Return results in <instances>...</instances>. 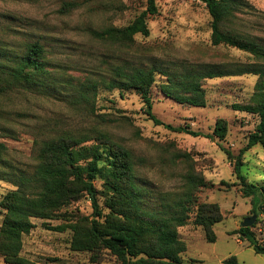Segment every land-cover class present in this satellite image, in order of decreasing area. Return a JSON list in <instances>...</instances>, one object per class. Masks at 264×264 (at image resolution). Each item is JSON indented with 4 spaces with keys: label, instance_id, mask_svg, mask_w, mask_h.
Masks as SVG:
<instances>
[{
    "label": "rangeland",
    "instance_id": "374dc122",
    "mask_svg": "<svg viewBox=\"0 0 264 264\" xmlns=\"http://www.w3.org/2000/svg\"><path fill=\"white\" fill-rule=\"evenodd\" d=\"M68 1L83 2L0 0V62L14 65L26 45L37 41L45 49L47 72L32 76L34 84L0 96V141L7 146L3 157L10 165L0 167L8 175L0 178V201L18 188L20 178L33 174L41 140L83 133L90 136L91 144L102 133L107 139L101 138L103 146L114 143L131 154L137 183L144 188L150 210H172L174 199L185 191L183 174L188 171L209 182L207 187L192 190L188 223L177 229L186 246L181 254L184 264H221L229 255H235L239 264H264V257L238 232L243 220L255 214L250 230L264 243V189L259 195H244L233 160L218 146L235 157L255 130L259 116L233 106L255 102L258 76L201 78L204 106L177 103L160 91L164 83L180 84L209 70L234 71L258 62L243 50L211 44V18L201 0H155L157 13L147 17L149 35L136 34L129 45L96 39L90 30L126 26L145 10L146 0H91L61 12ZM239 2L234 28L264 47V0ZM115 69L154 70L152 112L163 124L188 125L208 135L222 118L228 126L225 138L192 136L154 124L138 90L111 87ZM241 157L240 173L249 183L264 188V148L256 144ZM94 185L106 213L101 180L96 179ZM200 202L217 203L223 215L213 225L214 242H208L202 228L192 223ZM3 218L0 207V226ZM93 219L97 217L86 195L61 207L50 219L30 218L34 226L22 235L20 254L40 264H118L105 249L71 248L70 226L88 227ZM0 264H7L1 256Z\"/></svg>",
    "mask_w": 264,
    "mask_h": 264
},
{
    "label": "trees",
    "instance_id": "16d2710c",
    "mask_svg": "<svg viewBox=\"0 0 264 264\" xmlns=\"http://www.w3.org/2000/svg\"><path fill=\"white\" fill-rule=\"evenodd\" d=\"M68 1L60 8L61 12L70 11L85 2ZM210 15V41L214 46L227 45L249 53L258 64L238 66L234 71L221 72L209 70L187 77L183 83H164L160 85L161 93L180 104L204 106V90L201 78H213L243 73L256 74V97L254 103L234 104L233 109L246 111L259 116L255 130L248 135L246 144L233 157L231 152L218 144L226 156L233 160V172L239 181L244 195H259L261 190L249 183L240 173L242 154L256 144L264 148V47L257 42L239 34L234 28V13L240 7L239 0H201ZM157 13L155 0H146V8L129 24L123 27H105L91 29L90 34L99 40L129 45L136 34L149 35L147 17ZM45 49L40 42L26 45L18 62L8 65L0 62V96L8 91L34 84L32 76L47 73L44 65ZM115 78L111 87L136 89L145 104V112L154 124H163L152 112L150 88L155 81L153 69H135L124 72L113 71ZM188 94V95H187ZM174 132H183L192 136L216 137L223 140L228 130L226 120L215 121L211 134L203 135L191 130L188 125L173 126L163 124ZM98 133L94 143L86 134H67L45 138L37 143L36 160L33 174L19 179L18 188L8 191L0 201L4 218L0 226V256L7 264H40L20 254L22 235L28 234L34 224L30 218L50 219L61 207L86 195L90 200L93 213L97 219L90 220V226L72 224L73 237L70 242L73 250L105 249L114 256L118 264H184L181 254L186 250L184 242L178 237V227L189 220V204L192 190L207 187L203 176L194 171L183 174L185 191L174 199L170 212L150 210L143 198L144 188L137 183L134 160L124 148L114 143L103 146ZM108 142V141H106ZM103 146V149L101 147ZM7 146L0 141V167H10L3 157ZM183 157L184 154H178ZM102 163L101 165L99 163ZM0 168V178H6ZM101 180L104 213L98 201V190L94 185ZM223 219L220 207L214 202H200L192 223L202 228L208 242L216 239L213 225ZM240 235L247 239L255 253L264 257V243L259 242L250 227H240ZM221 264H239L235 255H229Z\"/></svg>",
    "mask_w": 264,
    "mask_h": 264
},
{
    "label": "water",
    "instance_id": "95a60500",
    "mask_svg": "<svg viewBox=\"0 0 264 264\" xmlns=\"http://www.w3.org/2000/svg\"><path fill=\"white\" fill-rule=\"evenodd\" d=\"M256 215L253 214L252 216H249L243 220L241 223V227H250L253 222L255 221Z\"/></svg>",
    "mask_w": 264,
    "mask_h": 264
}]
</instances>
